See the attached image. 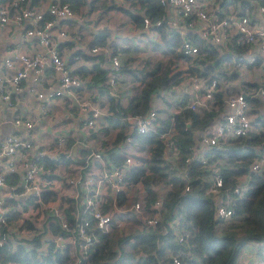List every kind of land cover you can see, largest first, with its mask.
I'll return each mask as SVG.
<instances>
[{"label": "built area", "instance_id": "obj_1", "mask_svg": "<svg viewBox=\"0 0 264 264\" xmlns=\"http://www.w3.org/2000/svg\"><path fill=\"white\" fill-rule=\"evenodd\" d=\"M248 1L250 8L245 13L240 12L234 0H228L226 6L221 0H158L165 10L167 28L175 29L181 37L175 49H179L184 56L181 61L185 67L178 82L172 84V89L180 96L179 101L184 99L183 106L193 110L212 107L213 92L224 88L216 76L203 77L198 73H187V62L194 64L193 61L198 59L207 61L203 52H199L197 44L186 35L188 32L203 39L205 44L215 46L217 56L229 54V59L222 62L228 72L237 75L245 69H252L251 75L260 77L252 79L257 82L255 88L227 91L223 97V109L217 117L196 130L194 143L189 148L200 162L207 160L205 151L211 147H220L231 137L263 127L264 3ZM44 13L49 16L43 17ZM73 16L74 10L66 1L48 0L42 8L31 4L29 0H0V25L9 21L17 25L24 24V33L33 35L37 44L33 52L7 50L2 55L0 99L6 105H13L12 92L20 89L23 78L36 79L43 68L49 67L57 74L56 85L36 90L34 95L41 100H49L61 94H71L78 109L85 113L82 122L86 126L96 122L102 113L101 109L79 94L83 87L82 80L77 72L68 69L57 46V38L66 35L57 22ZM141 19L145 27L160 22H150L145 15ZM234 43L246 45L243 54L237 55L231 51L229 44ZM89 49L100 53L103 57L101 61L109 66L107 82L112 84L118 74V57L110 53L107 44H93ZM4 68H12V71L5 75ZM252 97L258 99L257 105L253 104ZM179 108V105L172 108L165 128L159 127L160 118L155 107H148L143 113L120 116L131 127L113 147L123 155V159L117 163H111L107 153L109 146L99 142L105 134L101 127H81L80 139L71 136L73 140L70 142L67 132H58L51 146L38 147L37 141L29 134L32 120L13 115L11 122L22 125L23 129L20 133H5L0 138V245L10 241L12 245L29 248L34 244L33 237H37V257L46 251L49 244L54 249L67 245L70 256L68 264H83L96 240L95 230L110 232L116 228L121 232L129 224H137L134 217L140 219L139 226L144 228L158 222L161 196L169 185L155 183L151 187L155 197L149 206H144L141 184L132 182L127 175L131 165L143 164L140 160L143 158H136L131 153V131L151 130L162 137L163 163L173 165L178 156V145L173 139L175 127L171 113ZM67 113L71 114V110H67ZM184 122L187 125L189 120L185 119ZM84 139L89 143H82ZM81 148L83 152H80ZM255 151L247 171L238 174L231 187L238 196L246 188L251 173L264 171V129L263 140L255 145ZM190 158L188 155L184 161ZM45 159L51 160L53 165L50 167L45 164ZM68 161L78 165L69 171L60 168ZM176 174L182 180L183 188L188 189L187 171L177 169ZM207 179L204 191L212 199L214 216L228 218L232 208L227 204V192L222 190L223 180L217 167L211 168ZM47 191H51L54 197L43 199L42 193ZM106 203L107 207H103ZM11 210L18 211L17 216H9ZM24 220H29L31 225L23 226ZM50 222L58 225V229L52 231ZM166 225L179 242L187 241L192 236V232L184 227V214L179 206L171 210ZM170 259L174 264L180 262L177 253L170 252ZM7 264L24 263L8 261ZM244 264H264V251L255 254Z\"/></svg>", "mask_w": 264, "mask_h": 264}, {"label": "trees", "instance_id": "obj_2", "mask_svg": "<svg viewBox=\"0 0 264 264\" xmlns=\"http://www.w3.org/2000/svg\"><path fill=\"white\" fill-rule=\"evenodd\" d=\"M31 4L37 5L39 0H29ZM66 1L73 10L78 9L84 0H58ZM129 7L119 6L127 12L136 22L141 24L142 15L149 18L150 22L159 20L153 24L154 28L160 33L163 43V51L170 52L166 61L155 60L139 77L138 89L136 94L129 97L126 105L121 106L115 103L114 98L109 96V108L113 109L114 117L118 118L126 113H143L149 107L150 94L165 86L170 85L177 70L170 71L171 65L179 58L184 57L179 49H175L180 43V35L173 28L168 29L165 19L164 8L158 0H127ZM232 1V0H230ZM235 1V0H234ZM258 3H264V0H256ZM228 0H221L225 6ZM109 6H115L112 2ZM118 6V5H117ZM237 7L240 12H248L249 1L238 0ZM49 14L44 13L47 18ZM104 34L90 42L104 43ZM198 46L199 52H203V59L194 60V64L188 63L187 73H198L203 77H222L234 78L235 72H228L223 68L222 62L229 59L230 55H219L215 46L205 44L203 39L188 32L186 33ZM231 47V48H230ZM231 51L235 54H243L246 45L229 44ZM115 47L110 53L114 54ZM103 57L101 56V59ZM200 64V66H198ZM250 67V66H248ZM119 69V65H118ZM99 79L102 78L104 69H98ZM96 77H98L96 75ZM238 86L224 87L213 92V105L207 109L193 110L183 106L184 99L177 102L180 108L171 113L175 133L173 139L178 145V156L176 163L169 165L163 163L161 156L163 150V138L151 130L131 131L132 138L139 142V146L148 148V155L140 159L143 164L137 163L131 165L127 170L129 180L139 182L143 188L144 206L150 205L155 197L152 186L157 183H167L169 186L161 196L160 219L154 225L146 226V230L151 236L138 235L135 230L120 233L116 228L110 232L94 231L96 240L92 243L90 255L83 264H174L170 259V252L177 253L180 257L178 264H233L236 256L246 241L257 242L264 251V171L251 173L246 188L241 195L232 192V185L238 174L246 172L248 166L256 154L255 145L263 140V127L261 129L249 131L231 137L227 142L222 143L220 147H211L205 151L207 160L200 162L190 150L189 146L194 143L196 130L207 123H210L224 106V95L228 92L239 89L247 90L257 86L256 81L249 79H240ZM254 105H257L258 99L251 98ZM185 119L189 123L185 124ZM126 120V119H123ZM126 123H129L126 120ZM169 117L160 119V128L167 127ZM112 143H117L125 136L123 125H120ZM73 137L69 136L68 142ZM114 146V145H113ZM112 145L108 147V156L111 163H117L123 159V155L118 153ZM84 149L81 148L80 152ZM190 155L188 161H184L186 156ZM50 167L53 165L51 160H43ZM212 167H217L221 174L223 184L222 190L226 191L225 197L232 211L228 218L220 219L214 216L213 203L209 194L204 191L208 182V173ZM187 171L189 187L183 188L182 180L176 174L177 169ZM15 180V177H14ZM51 191L42 193V198H53ZM179 206L184 214V227H187L192 236L187 241L179 242L174 239L173 233L166 225L168 215L171 210ZM103 207H107V203ZM149 209V208H147ZM9 216L15 217L18 211L11 210ZM134 221L139 224L140 219L134 217ZM52 231L58 229V225L49 223ZM23 226L31 225L29 220L22 222ZM3 228V227H2ZM163 228H166L163 230ZM124 232V233H123ZM34 244L29 248L16 244L12 245L10 241L0 245V264H7L8 261H18L24 264H66L69 256V246L62 248H53L49 244L46 251L37 257L35 247L39 244L37 237H33ZM235 264V262H234Z\"/></svg>", "mask_w": 264, "mask_h": 264}, {"label": "crops", "instance_id": "obj_3", "mask_svg": "<svg viewBox=\"0 0 264 264\" xmlns=\"http://www.w3.org/2000/svg\"><path fill=\"white\" fill-rule=\"evenodd\" d=\"M47 1L39 0L36 6L44 8ZM121 2L123 4L121 6L129 7L127 0H121ZM139 23H136L127 12L114 9L101 12L86 9L83 14L74 12L71 19L58 21L57 25L66 33L57 38L60 55L68 69L77 72L82 80L83 87L79 94L97 105L102 113L96 118L95 123L86 126L82 122V116L85 113L78 109L71 94H61L49 100H41L35 96L36 90L52 87L57 83V74L49 67H45L36 79L21 80L20 89L12 92L13 105H6L0 99V138L8 132H22V125L11 122V117L18 114L32 120L29 134L37 141L38 147L51 146L58 132H67L78 139L82 132L81 127H101L105 134L100 137V144L115 146L116 143L113 144L112 139L121 128L120 125H123L125 133L131 126L123 118L114 117L115 112L111 107L109 108V96L111 95L118 105H126L129 97L137 92L139 76L142 72L155 60L166 61L170 55V52L163 51L160 33L153 24L150 23L145 27L142 22ZM23 28L24 24L17 25L10 21L0 25V67L1 57L7 50L33 52L37 48L34 36L26 35ZM101 34H104L103 37L101 36L104 38V43L94 44H107L110 49L114 46V54L119 59L118 74L112 84L107 82L109 66L101 61L100 53L89 49L93 45L90 42ZM184 67V62L179 58L171 65L170 71L177 70L175 75H180ZM98 69L105 70L101 79H99ZM11 71L12 68H4L3 74L8 75ZM170 90L161 88L150 94L149 107L156 108L160 119L167 117L179 101L180 96L172 90V87ZM67 110H71V114H68ZM15 127L18 129L16 130ZM129 145L131 153L136 158L147 157L146 145L139 146L140 143L133 138ZM62 159L64 160L63 157ZM77 165L78 163L75 165L68 161L64 162L60 168H66L69 171ZM134 225L138 227V235L151 236L146 228L139 224ZM246 259V256H242L240 259L242 262L238 260L237 264L240 262L242 264Z\"/></svg>", "mask_w": 264, "mask_h": 264}, {"label": "rangeland", "instance_id": "obj_4", "mask_svg": "<svg viewBox=\"0 0 264 264\" xmlns=\"http://www.w3.org/2000/svg\"><path fill=\"white\" fill-rule=\"evenodd\" d=\"M112 2L115 4V6H109ZM237 3H238V0H235V4H237ZM121 5H123L121 0H85V2H83L78 9L74 10V12L79 13V14H83L86 9H88V11L93 10V11H99V12L107 11L108 9H114L116 11L117 10L122 11L119 8V6H121ZM246 74H250V75H246ZM251 74H253L252 69H247V70L245 69L244 71H242L241 74H237V75L235 74L234 78L224 79L222 77H217V76L216 77L219 80V82L223 85V87H232V86H238L240 83L239 80L242 79L243 77L247 78V79H251L250 81H252V79L255 80V79L260 78L257 75L255 76V75H251ZM180 77L181 76H179V75H175L172 82L170 81V83H169L170 85L163 87V89L166 91H171L170 88L172 87V84L178 82ZM159 90H161V88ZM261 114L264 116L263 113H261ZM78 132H80V129H78ZM82 143H89V141L87 139H84ZM125 229L127 232H131V231H134V229L137 230L138 227L132 223V224H129L128 227H126ZM246 242L247 243L244 242L245 244L242 245L243 248L242 247L240 248V250L236 256V259L234 261L235 264H237V262H239V261L242 262V260H240L242 256L243 257L246 256L247 259L245 262H247L248 260L252 259L255 256V254L261 253L263 251L262 247H259L257 242H254V241H249V242L246 241ZM249 248H251V249H249ZM241 250H242V252H241ZM240 253H241V255H240ZM69 262H70V259H67L66 264H68ZM234 262H233V264H234ZM241 262H240V264H241ZM245 262H243V263H245Z\"/></svg>", "mask_w": 264, "mask_h": 264}, {"label": "water", "instance_id": "obj_5", "mask_svg": "<svg viewBox=\"0 0 264 264\" xmlns=\"http://www.w3.org/2000/svg\"><path fill=\"white\" fill-rule=\"evenodd\" d=\"M78 139H80V137Z\"/></svg>", "mask_w": 264, "mask_h": 264}]
</instances>
